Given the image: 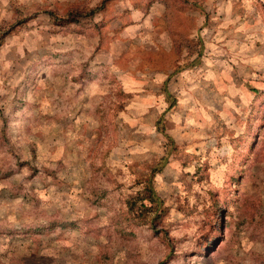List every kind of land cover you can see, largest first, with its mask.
Wrapping results in <instances>:
<instances>
[{"label":"rangeland","instance_id":"rangeland-1","mask_svg":"<svg viewBox=\"0 0 264 264\" xmlns=\"http://www.w3.org/2000/svg\"><path fill=\"white\" fill-rule=\"evenodd\" d=\"M0 264H264V0H0Z\"/></svg>","mask_w":264,"mask_h":264},{"label":"trees","instance_id":"trees-1","mask_svg":"<svg viewBox=\"0 0 264 264\" xmlns=\"http://www.w3.org/2000/svg\"><path fill=\"white\" fill-rule=\"evenodd\" d=\"M69 20H72V19H69Z\"/></svg>","mask_w":264,"mask_h":264}]
</instances>
